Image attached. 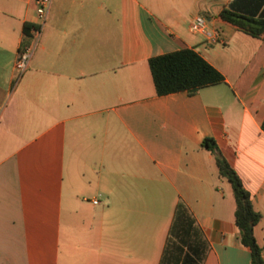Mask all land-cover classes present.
Masks as SVG:
<instances>
[{
	"label": "crops",
	"instance_id": "obj_1",
	"mask_svg": "<svg viewBox=\"0 0 264 264\" xmlns=\"http://www.w3.org/2000/svg\"><path fill=\"white\" fill-rule=\"evenodd\" d=\"M231 1L51 0L20 73L34 0H0V264H158L179 201L202 264H250L205 137L250 194L264 261V32L223 20ZM182 48L223 82L157 95L148 60Z\"/></svg>",
	"mask_w": 264,
	"mask_h": 264
},
{
	"label": "trees",
	"instance_id": "obj_2",
	"mask_svg": "<svg viewBox=\"0 0 264 264\" xmlns=\"http://www.w3.org/2000/svg\"><path fill=\"white\" fill-rule=\"evenodd\" d=\"M220 17L252 36H259L264 32V0H232L222 8ZM33 26L24 25L26 41ZM148 65L157 95L183 90L193 94L199 88L223 82V75L189 48L153 56ZM262 128L264 130V120ZM201 146L214 156L219 176L230 185L235 203L234 222L241 243L250 251V264H264L253 232L259 214L252 207L248 190L235 169L218 152L212 138H203ZM208 249V241L192 212L179 201L158 264H202Z\"/></svg>",
	"mask_w": 264,
	"mask_h": 264
},
{
	"label": "built area",
	"instance_id": "obj_3",
	"mask_svg": "<svg viewBox=\"0 0 264 264\" xmlns=\"http://www.w3.org/2000/svg\"><path fill=\"white\" fill-rule=\"evenodd\" d=\"M50 2L51 0H34L37 23L30 29V41L22 46L18 53L15 67L20 73L26 68L28 61L35 49L43 24L45 22ZM204 25L205 19L202 16H197L190 24V30L193 32L203 31ZM93 203H97V201L94 200Z\"/></svg>",
	"mask_w": 264,
	"mask_h": 264
}]
</instances>
